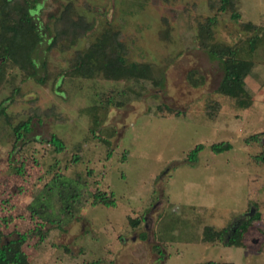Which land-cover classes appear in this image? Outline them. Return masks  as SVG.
Returning <instances> with one entry per match:
<instances>
[{
  "label": "rangeland",
  "instance_id": "rangeland-1",
  "mask_svg": "<svg viewBox=\"0 0 264 264\" xmlns=\"http://www.w3.org/2000/svg\"><path fill=\"white\" fill-rule=\"evenodd\" d=\"M219 1H38L33 58L38 77L47 65L46 86L0 58V231L4 241L26 236L29 264H264V165L254 161L264 150V0H237L235 12ZM68 2L93 28L69 51L48 52ZM205 18H215L217 42L253 63L249 108L218 92L222 69L196 39ZM107 25L128 62L161 73L160 86L62 75ZM220 143L230 150L213 153ZM255 215L242 247L202 242L204 227L236 229Z\"/></svg>",
  "mask_w": 264,
  "mask_h": 264
},
{
  "label": "trees",
  "instance_id": "trees-1",
  "mask_svg": "<svg viewBox=\"0 0 264 264\" xmlns=\"http://www.w3.org/2000/svg\"><path fill=\"white\" fill-rule=\"evenodd\" d=\"M39 0H0V58L10 66L17 68L24 79H34L42 86H46L50 76L47 72L46 63H41V68L46 70L43 77H38V67L33 55L41 44L43 37L33 22L34 12ZM237 0H220L219 11H225L228 6L235 10L232 4ZM235 12V11H234ZM233 18L239 15L234 13ZM215 18H205L197 22V44L205 51L211 60L217 61L223 72V78L219 85L218 92L236 102V106L246 109L251 106V97L245 87V79L249 76L253 63L236 56L234 48L219 43L215 40L214 26ZM93 23L85 16L77 14L72 2H68L62 11L53 17V35L49 40L48 52L58 48L61 52H67L75 47L86 34L92 30ZM252 25H244L245 30H250ZM123 36L119 30L109 25L104 27L85 48L74 52L68 60V70L62 75L69 78L92 79L101 77L107 81L114 82H151L160 86L161 73L155 71L153 66L147 63H130L127 60V48L122 40ZM2 76L0 75V82ZM198 83H193L196 86ZM40 115V113H36ZM30 120L19 123L14 129L15 141L22 140L29 132ZM54 146L56 152L63 151L64 144L56 136L48 141ZM229 144H215L211 149L213 153L219 154L230 150ZM203 149L197 145L189 154L188 161L195 163L197 154ZM256 163L264 165V150L254 157ZM259 215L242 221L234 232L232 229L216 230L213 227H204L202 234L203 243H215L224 241L226 246L242 247L244 245V234L250 228L253 221ZM134 221L133 225H137ZM0 231V264H29L22 251V245L26 240L25 235H18L15 239L2 240ZM205 264H220L208 262Z\"/></svg>",
  "mask_w": 264,
  "mask_h": 264
},
{
  "label": "water",
  "instance_id": "water-1",
  "mask_svg": "<svg viewBox=\"0 0 264 264\" xmlns=\"http://www.w3.org/2000/svg\"><path fill=\"white\" fill-rule=\"evenodd\" d=\"M253 212H254V209H251L250 212H249L247 215H248V216H252ZM234 230H235V229L232 228V232H234Z\"/></svg>",
  "mask_w": 264,
  "mask_h": 264
}]
</instances>
